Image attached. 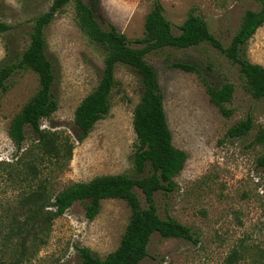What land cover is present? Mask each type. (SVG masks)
<instances>
[{"label":"rangeland","instance_id":"rangeland-1","mask_svg":"<svg viewBox=\"0 0 264 264\" xmlns=\"http://www.w3.org/2000/svg\"><path fill=\"white\" fill-rule=\"evenodd\" d=\"M156 1L174 34L193 13L223 46L238 30L244 12L260 7L257 0H84L103 29L112 24L131 47L140 46L133 42L142 37L145 16ZM51 2L0 0V22L10 27L0 34V63L16 62L28 45L34 19ZM44 39L58 108L49 118H42L40 127L73 148L67 160L36 164L38 179L32 184L47 179L49 192L56 194L95 176L133 175L136 138L132 109L142 92L137 75L123 65L115 68L108 114L77 142L74 111L97 85L104 52L78 27L73 3L54 15L44 28ZM244 50L250 62L264 67V24ZM145 60L157 73L172 143L187 155L183 169L173 178L174 191L155 193L157 213L189 227L195 241L164 239L155 233L139 264H264V169L256 164L263 149L254 143L255 133L264 128V100L252 98L237 65L209 45L164 48L147 54ZM179 62L193 65L198 74L173 67ZM200 76L216 88L225 82L233 84L231 102L225 104L231 110L229 117L208 101ZM37 89L33 72L17 70L8 78L6 91L0 93V264H77V248H87L102 259L117 247L128 222L130 210L120 199L102 200L93 219L85 216L83 203L75 202L34 241L10 231L12 219L23 218L19 202L26 182L10 180L7 174L12 167L8 164L21 167V152L37 137L25 128L22 149L17 151L8 128ZM247 116L252 120L251 130L245 136L229 138L228 129ZM136 192L142 202L141 193Z\"/></svg>","mask_w":264,"mask_h":264},{"label":"trees","instance_id":"trees-1","mask_svg":"<svg viewBox=\"0 0 264 264\" xmlns=\"http://www.w3.org/2000/svg\"><path fill=\"white\" fill-rule=\"evenodd\" d=\"M260 7L256 11L247 10L242 15L238 30L227 46L214 37L205 21L198 15L189 13L174 34L170 22L163 16L157 1L146 14L142 37L135 40L139 47H131L126 37L108 24L103 29L96 20L91 6L84 0H52L47 11L33 21L29 42L16 62H1L0 93L7 89L8 78L17 70H30L37 76L38 89L21 107L9 124L8 136L17 151L22 149L25 128L36 135V142L21 152V167H12L7 176L15 181L26 182L20 196L22 220L12 219V234H22L34 240L45 233L50 223L60 217L75 202L84 204V213L93 219L99 212L100 203L105 199H120L130 210L128 222L117 247L104 258L94 256L87 248H77L80 261L77 264H139L147 256L150 238L157 233L164 239L176 238L194 242L189 227L171 217L161 218L156 209L154 195L157 192L171 193L175 189L174 177L183 169L187 155L172 143V134L167 124L163 106V95L158 84L156 70L148 64L145 56L164 48L185 50L206 44L237 65L246 89L254 99L264 100V67L250 62L245 56V46L256 30L264 24V0H257ZM69 3H73L75 18L80 30L104 52L103 68L95 88L87 94L75 108L73 123L77 129L76 141L82 142L94 124L105 117L110 108V94L115 84L114 71L118 65L133 70L138 77L142 92L138 103L132 109V129L136 138L132 155L133 175H101L87 182H76L56 194L49 192L47 179H38L36 164L54 160L60 163L71 156L73 145L48 130L40 127V121L49 118L58 108L52 93L54 72L52 63L46 57L44 28L51 23L54 15ZM10 27L0 22V34ZM173 67L187 73H197L189 63H174ZM203 82L208 101L218 108L225 117L231 110L225 104L231 102L234 86L225 82L219 88ZM252 128V120H244L232 125L229 138L245 136ZM254 143L260 145L263 154L256 160L264 169V128L254 135ZM18 164V163H17ZM15 164V166L17 165ZM147 174L145 175V173ZM21 175L22 177H19ZM143 197L141 202L137 192ZM44 231V232H43ZM264 261V248L261 249Z\"/></svg>","mask_w":264,"mask_h":264}]
</instances>
